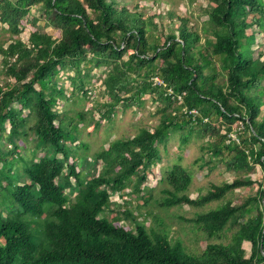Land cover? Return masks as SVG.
I'll use <instances>...</instances> for the list:
<instances>
[{
  "label": "trees",
  "instance_id": "16d2710c",
  "mask_svg": "<svg viewBox=\"0 0 264 264\" xmlns=\"http://www.w3.org/2000/svg\"><path fill=\"white\" fill-rule=\"evenodd\" d=\"M150 3L148 16L145 6L129 10L116 0H0V264H264V56L251 49L264 32V0H205L198 28ZM38 21L57 37L40 32ZM100 67L103 77H92ZM68 72L65 96L59 74ZM97 79L107 97L96 105L98 120L91 111L69 116L66 104L84 102ZM145 96L158 123L86 162L78 125L97 128L117 108L142 107ZM173 134L182 143L207 138L205 167L223 163L236 176L189 199L190 174L174 164L161 173V207L201 208L256 185L239 204L190 220L210 241L197 255L149 234L127 211L105 215L110 195L140 192L157 147ZM98 163L95 175L85 172ZM254 166L259 183L248 177ZM121 220L133 228L116 226Z\"/></svg>",
  "mask_w": 264,
  "mask_h": 264
},
{
  "label": "rangeland",
  "instance_id": "374dc122",
  "mask_svg": "<svg viewBox=\"0 0 264 264\" xmlns=\"http://www.w3.org/2000/svg\"><path fill=\"white\" fill-rule=\"evenodd\" d=\"M125 3L124 6L127 9H132L134 3L145 6L147 15H152L156 8L149 10L151 0H116ZM159 4V10L165 12L166 10H172L175 14L180 16H186L192 23L196 25V28L200 26V22L205 20V17L201 15L200 8L205 5V0H195L188 3L186 0H157ZM154 7V6H153ZM138 11V9H136ZM157 23V20L154 21ZM165 23V22H164ZM159 24V23H158ZM38 29L42 33L50 35L52 38L57 37V33L49 28H44L42 22L36 23ZM28 28H24L19 39L22 42L26 41ZM256 33L254 28L250 29ZM249 33V30L246 31ZM257 40V46L252 45L253 56L260 54L264 56V32L261 35H254ZM163 37L159 39V44L162 43ZM202 43V40L199 42ZM103 67L93 69L91 75L94 78L101 79ZM71 73L59 74L60 81L64 85V94L67 96L70 91L68 80L66 76H71ZM93 81L92 90L88 95V98L84 102L66 104L68 109V115L73 117L77 111H91L93 114V122L98 120V115L101 113L102 108L96 105H100L104 101H107V97L101 94L102 87L99 80ZM155 79V78H154ZM153 79V81H155ZM93 80V79H92ZM158 80V79H157ZM159 81V80H158ZM264 97V92H263ZM145 102L142 107L126 109L121 112L118 108L116 113L109 122L101 121L97 128H93L91 122L86 121L78 125L80 131L79 141L84 143L87 149L83 152L86 157V162L89 158L99 151L101 148L105 149L107 144L116 139L130 138L139 128H148L149 130L158 123V115H154L155 103L151 104L148 96L144 97ZM95 106V108H93ZM57 110L59 106L55 107ZM100 111V112H99ZM261 114H264V106L260 107ZM88 117V116H86ZM233 138V135L230 134ZM207 138L198 139L193 136L185 143L180 141L178 134L171 135L164 146L159 145V161L152 165V167L146 172V178L139 187L137 194L131 192L129 189H125L123 193H127L125 196L119 197L117 194H112L109 197L111 203L108 211L105 213L107 218L116 216L124 210L133 217L136 222H142L144 228L149 234H165L170 244L179 243L182 249L189 254L197 255L210 241L207 240L201 231H199L190 220L194 218L196 214L207 212L208 210L215 209L226 201H229L232 205H237L241 202L245 196L253 194L256 185L248 189L234 190L232 193L227 194L222 200L218 202L209 203L201 208L189 207L187 205L172 206L169 208L161 207L160 203L164 198H167V194L164 193L165 189H168L165 183H160L161 173L168 170L172 165L179 164L186 172L190 174L191 180L184 191L189 199H194L198 195H203L210 189L211 185H220L223 182H231L236 174L231 171L225 170L223 163H218L214 168L208 169L202 163L206 161L209 155L202 150V147L206 144ZM9 147V146H7ZM24 155H28V152L23 151ZM223 156L226 157L225 152ZM215 161V158L212 159ZM84 163H81V167H77L76 170H84ZM98 163L90 167L85 166V172L95 175L99 169ZM88 175V174H87ZM240 177H245L244 173L239 174ZM248 177L254 183L262 181V174L257 166H254V170L248 174ZM72 181V180H71ZM116 226H122L124 229L133 228V225L128 220H121L115 223ZM214 242V241H212ZM242 248L245 251V256L249 252V244L242 243Z\"/></svg>",
  "mask_w": 264,
  "mask_h": 264
},
{
  "label": "built area",
  "instance_id": "2783aa9c",
  "mask_svg": "<svg viewBox=\"0 0 264 264\" xmlns=\"http://www.w3.org/2000/svg\"><path fill=\"white\" fill-rule=\"evenodd\" d=\"M154 80H155V81H154L155 83H159V81H158L156 78H155Z\"/></svg>",
  "mask_w": 264,
  "mask_h": 264
}]
</instances>
